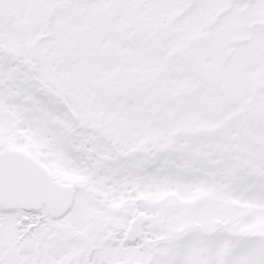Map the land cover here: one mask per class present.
<instances>
[{"label":"snow or ice","instance_id":"1","mask_svg":"<svg viewBox=\"0 0 264 264\" xmlns=\"http://www.w3.org/2000/svg\"><path fill=\"white\" fill-rule=\"evenodd\" d=\"M0 264H264V0H0Z\"/></svg>","mask_w":264,"mask_h":264}]
</instances>
